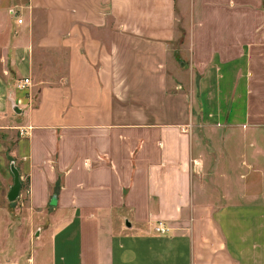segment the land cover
I'll list each match as a JSON object with an SVG mask.
<instances>
[{"label":"crops","instance_id":"obj_1","mask_svg":"<svg viewBox=\"0 0 264 264\" xmlns=\"http://www.w3.org/2000/svg\"><path fill=\"white\" fill-rule=\"evenodd\" d=\"M12 161L53 264H264V0H0Z\"/></svg>","mask_w":264,"mask_h":264},{"label":"rangeland","instance_id":"obj_2","mask_svg":"<svg viewBox=\"0 0 264 264\" xmlns=\"http://www.w3.org/2000/svg\"><path fill=\"white\" fill-rule=\"evenodd\" d=\"M21 180L27 193L28 178ZM43 218L30 214L28 199L21 194L15 201L4 200L0 210V264H53L46 242L49 239L40 235L45 228L43 221L48 220Z\"/></svg>","mask_w":264,"mask_h":264},{"label":"water","instance_id":"obj_3","mask_svg":"<svg viewBox=\"0 0 264 264\" xmlns=\"http://www.w3.org/2000/svg\"><path fill=\"white\" fill-rule=\"evenodd\" d=\"M19 111V109H17ZM11 171L13 173V177H14V182L13 185L10 188V191L7 195V198L9 201H15L19 195H20V191L22 188V180H21V176H20V171L17 168L16 164L14 161L11 162ZM57 203V197L54 196L51 200V204H56Z\"/></svg>","mask_w":264,"mask_h":264},{"label":"built area","instance_id":"obj_4","mask_svg":"<svg viewBox=\"0 0 264 264\" xmlns=\"http://www.w3.org/2000/svg\"><path fill=\"white\" fill-rule=\"evenodd\" d=\"M22 19H19V22H22ZM31 83V80L29 77L24 78L20 83L19 86L21 87H25V86H29ZM189 126L184 128V131H189ZM155 230L159 233H166L168 232L169 228L166 226V224L163 221H158L157 226L155 228Z\"/></svg>","mask_w":264,"mask_h":264}]
</instances>
